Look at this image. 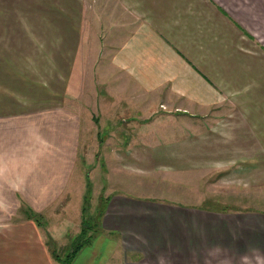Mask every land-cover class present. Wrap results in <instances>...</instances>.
<instances>
[{"label": "crops", "instance_id": "crops-1", "mask_svg": "<svg viewBox=\"0 0 264 264\" xmlns=\"http://www.w3.org/2000/svg\"><path fill=\"white\" fill-rule=\"evenodd\" d=\"M1 50L0 264H60L56 236L16 213L47 214L67 192L91 77L120 113L191 115L203 160L264 193V0H0ZM91 231L69 264H264V207L114 195Z\"/></svg>", "mask_w": 264, "mask_h": 264}, {"label": "rangeland", "instance_id": "rangeland-1", "mask_svg": "<svg viewBox=\"0 0 264 264\" xmlns=\"http://www.w3.org/2000/svg\"><path fill=\"white\" fill-rule=\"evenodd\" d=\"M43 53L46 51L40 52V61L45 60ZM79 75H82V68L78 61L71 77L73 85L81 79ZM86 83L90 85L91 93L83 100L85 109L81 110L78 104L73 108L85 111L81 115L82 127L74 174L67 192L52 211L38 214L40 225L51 236H56L54 239L59 243L53 251L58 263L68 258L76 244L89 238L91 230L99 226L106 204L114 195L150 204L159 202L217 212L263 209L264 193L252 195L242 191L234 168L224 172L219 162L203 160L202 146L192 144L201 137V122L195 128L188 127L192 121L191 115L166 113L163 111L165 107L159 105L158 110L154 108L159 111L158 114L146 115L138 111L140 107L135 101L127 102L130 106L128 113H120L121 104L117 105L116 100L109 98L106 89L102 88L104 94L99 88L94 91L93 77ZM95 92L97 98H94ZM115 108L120 110L114 112ZM122 120L131 122L127 125ZM23 207L24 204L17 211V216L26 217L21 211ZM2 212L8 214L10 210L1 209L0 218ZM79 226L86 229L84 235L79 233Z\"/></svg>", "mask_w": 264, "mask_h": 264}, {"label": "trees", "instance_id": "trees-1", "mask_svg": "<svg viewBox=\"0 0 264 264\" xmlns=\"http://www.w3.org/2000/svg\"><path fill=\"white\" fill-rule=\"evenodd\" d=\"M21 211L23 212V214L26 216V217H28V218H31V219H34L36 222H38L39 221V219H40V215H38V214H36V213H34V212H32L26 205H24V207L21 209ZM39 223V222H38ZM85 231H86V229H84L83 227H82V229H81V234H85ZM88 243V237L86 238V240H84L82 243H80V244H76V246L73 248V250H72V252H71V254L69 255V257L68 258H65L64 260H62L60 263L61 264H69L70 263V261L73 259V257L76 255V253L85 245V244H87ZM56 259H58L57 258V256H56Z\"/></svg>", "mask_w": 264, "mask_h": 264}]
</instances>
